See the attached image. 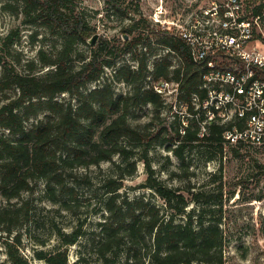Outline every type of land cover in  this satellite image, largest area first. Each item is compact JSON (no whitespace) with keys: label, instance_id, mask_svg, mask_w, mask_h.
<instances>
[{"label":"trees","instance_id":"trees-1","mask_svg":"<svg viewBox=\"0 0 264 264\" xmlns=\"http://www.w3.org/2000/svg\"><path fill=\"white\" fill-rule=\"evenodd\" d=\"M107 2L110 9H122L120 0ZM3 8L22 13L24 23L44 27L61 41L52 56L40 47L38 62L28 61L27 69L20 70L6 56L19 33L11 30L2 38L0 192L6 203L0 205V241L3 239L11 263L31 264L19 251L20 233L10 239L22 224L20 216L29 214L30 199L23 194L42 181L48 200L73 211L80 198V180L89 185L94 182L90 167L111 162L109 171L99 177L102 219L98 222L95 251L101 264H118L122 255V264H224L225 230L219 222L205 218L211 208L208 190L177 189L166 184L153 176L149 157L155 145L172 151L182 165L186 163L185 151L197 146L203 147L199 150L209 158L217 153L222 156L225 150L226 124L212 122L200 135L199 120L190 117L181 133L184 118L173 114L170 123L161 120L160 110L167 103L146 84L150 75L168 78L180 83L184 101H190L194 94L206 96L201 87L204 67L195 62L186 42L168 29L155 27L161 44L169 50L150 68L146 52L138 51V45L145 43V31L131 36L139 31L144 19L124 27L119 42L99 36L93 45L90 38L95 27L76 11L73 0H4ZM81 44L90 45L88 55L80 52ZM126 53L138 62L136 67L128 62L118 64ZM173 53L178 64L170 58ZM109 68L113 69L111 74ZM121 81L127 82L131 90L117 95L115 82ZM63 92L71 98L59 99ZM147 104L156 107L157 114L144 125L137 123L133 111ZM42 113L44 118L27 124ZM233 150L238 151L235 147ZM139 160L149 171L147 186L163 199L162 205L122 195L124 180L137 171ZM218 190L219 204L223 205L222 179ZM253 198L262 200L264 194ZM192 202L200 206L187 211ZM82 228L83 222L70 231L60 228V246L36 249L35 255L46 264H71L68 247L79 241Z\"/></svg>","mask_w":264,"mask_h":264},{"label":"rangeland","instance_id":"rangeland-1","mask_svg":"<svg viewBox=\"0 0 264 264\" xmlns=\"http://www.w3.org/2000/svg\"><path fill=\"white\" fill-rule=\"evenodd\" d=\"M207 1L209 0H120L122 9L119 11L110 9L107 0H73V4L76 11L83 13L95 27V33L109 38L113 43L120 41L124 27L144 19L145 21L139 24V31L131 36L145 31V43L138 45V51L146 52L149 67L153 68L154 61L168 52V47L160 42V33L155 30V27H159L156 18L164 20L187 4ZM3 2L4 0H0V52H4L2 38L9 31L15 30L19 35L16 36L14 45L8 47L6 56L11 62L18 64L20 70L27 69L25 64L28 61L38 62L40 47L46 50L47 56H52L61 46L60 39L44 27L24 23L23 14L4 9ZM79 48L83 54L88 55L91 51L90 45L87 44H81ZM170 58L174 64H178L175 53L171 54ZM127 62L133 67L138 64L136 60H132L130 53L123 55L118 64ZM107 71L111 74L113 69L109 68ZM102 81L103 79L96 83ZM146 84L154 87L155 78L150 75ZM115 89L117 95L126 94L131 90V86L124 81L115 82ZM58 98L69 100L71 96L68 92H63ZM166 103L160 110V116L161 120L166 119L170 123L174 118L175 103L172 99H168ZM133 114L136 122L144 125L157 114V110L152 104H147L134 110ZM44 117L45 113L32 117L27 124ZM233 147L238 151H234ZM199 148L203 147L186 150V163L182 165L181 159L172 151L163 145H155L149 155L151 166L155 170L153 176L177 189L192 187L194 190H208L211 208L206 211L205 218L219 222L225 230L224 264H264V198H253L264 194V146H228L222 156L217 153L213 158L207 157ZM111 166V162H103L101 167H90L94 182L89 185L80 180V198L73 211L62 209L48 200L43 192L42 181H38L32 191L23 194V197L30 199L29 214L23 213L20 216L22 224L10 235V239L17 232L20 233L19 251L31 264H46L45 260L35 255V250H50L60 246L58 230L61 228L70 231L80 222H83L84 233L77 243L68 247L69 260L71 264H101V259L95 251L98 222L102 219V210L99 208L103 196L102 189L99 188V177L108 172ZM83 170L84 168L80 169L81 172ZM148 176L146 165L139 160L137 171L124 180L122 195L129 198L143 197L162 205L163 199L153 188L147 186ZM221 179L224 182L223 205L219 204L218 199ZM15 200L19 201L21 198ZM5 203L6 200L0 192V205ZM198 205L200 206L199 203L192 202L187 206V211L197 209ZM2 241L3 239L0 241V264H12ZM124 259L122 255L118 264H122Z\"/></svg>","mask_w":264,"mask_h":264},{"label":"built area","instance_id":"built-area-1","mask_svg":"<svg viewBox=\"0 0 264 264\" xmlns=\"http://www.w3.org/2000/svg\"><path fill=\"white\" fill-rule=\"evenodd\" d=\"M158 25L186 42L195 62L204 67L206 96L181 99L180 83L155 79L154 89L173 114L199 120L200 135L212 122L226 124L228 146H264V0H209L187 4ZM169 50V49H168ZM179 107V108H178Z\"/></svg>","mask_w":264,"mask_h":264},{"label":"water","instance_id":"water-1","mask_svg":"<svg viewBox=\"0 0 264 264\" xmlns=\"http://www.w3.org/2000/svg\"><path fill=\"white\" fill-rule=\"evenodd\" d=\"M99 38V33H94V35L90 38V43L95 45L97 43V40ZM125 38H128V35H125Z\"/></svg>","mask_w":264,"mask_h":264}]
</instances>
